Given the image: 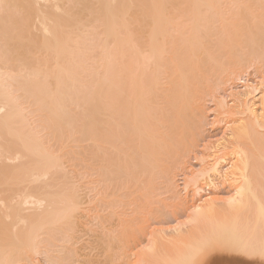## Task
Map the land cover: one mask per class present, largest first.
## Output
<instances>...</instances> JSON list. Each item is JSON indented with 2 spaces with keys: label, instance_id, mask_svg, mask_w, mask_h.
<instances>
[{
  "label": "bare ground",
  "instance_id": "1",
  "mask_svg": "<svg viewBox=\"0 0 264 264\" xmlns=\"http://www.w3.org/2000/svg\"><path fill=\"white\" fill-rule=\"evenodd\" d=\"M259 65L264 0H0V264H29L56 234L64 242L76 239L82 203L72 178L75 144L92 142L85 151L103 162L105 182L115 174L128 188L141 182V197L150 199L164 176L178 198L172 176L198 149L213 83ZM258 88H245L232 111L219 99L220 115L233 123L231 140L202 154V170L192 179L195 185L221 179L233 194L196 208L192 228L183 231L181 224L171 236L177 235L179 252L171 247L178 256L166 255L163 263L199 264L206 249L222 245L264 259V92ZM227 150L233 159L225 167ZM124 231L102 237L104 251L117 248ZM42 234L56 239L45 247ZM73 251L64 264L81 260L84 251Z\"/></svg>",
  "mask_w": 264,
  "mask_h": 264
},
{
  "label": "rangeland",
  "instance_id": "2",
  "mask_svg": "<svg viewBox=\"0 0 264 264\" xmlns=\"http://www.w3.org/2000/svg\"><path fill=\"white\" fill-rule=\"evenodd\" d=\"M213 86V91L210 92V94L205 98L204 101L206 107V125L204 124V128L202 127L201 137L199 139L200 142H198L197 146L198 149L195 148V150L193 149V151H191L189 157L186 159V167L177 169L172 176V182L176 183L175 186H177V190H179L177 192L178 198L175 197V193L168 190L167 187L169 183L165 181L166 178L164 176H159L156 178V190L152 195V198L150 199L141 197L143 194L141 186L143 184L141 182L140 184H138V187L128 188V182L124 179L119 178L116 174L112 175L111 178L113 179V181L111 184L105 182L103 177V162H101V160H98V158L96 161L94 159V156L91 155L90 151H85L88 146L92 145V142L84 141L75 144V151L77 152V154L76 156H74V158L71 159V161L74 162L72 164H75L72 172V178H74L73 180L76 183L75 185L78 186V191L81 195L80 201L82 203L81 210L79 211L78 226L76 228V239L74 241L64 242L62 241V238L60 239L57 234V236L55 235V237H57L58 239L53 238V236H50V234H48L53 240L56 239V242L54 244V241L51 242L52 244L49 245V250L45 248L46 250L44 251L46 253L42 251V248V253H40V250L38 251L39 253L36 252L37 254H34V258H32L33 260H31L29 264H61L58 261H62V258L65 257L64 255L66 254V252H71L73 249L74 251L78 250V252H80V250L84 251L82 254H80L82 252L81 251L79 253L80 256H77L78 259H81L78 261V264L85 262H89L88 264H92V262L89 260L96 261V259H98L97 263H99V261H101L102 263L103 260L102 264H157L156 262H160V264H166V262L163 263V260H166L168 255L170 256H168V260H170L171 256L175 255L177 257V251L179 252V250H177V246L179 244L176 246V241L173 242V238H176L177 235L172 237L171 239L173 233L174 235L177 234L176 232H174L175 229L177 230L178 227L181 226V224V229H184L183 231L189 230V227L192 228V226L190 225H192L191 221L193 219V215L195 214V209L201 206H205L206 203L212 200L214 196L218 197V199H221L223 197L221 199L223 201L233 194V188H229V185H227V183L225 184L221 179H218L219 181H215H218L219 183H221L222 181V185L218 182H214V184H217L215 186L214 184H209L205 178V180L201 179L202 181L200 180V183L198 182L197 185H195L196 183H193L192 179L194 178V175L199 173L198 170H202L201 159L204 157L203 155H211L215 149L214 148L212 150V147H215V144L218 145L219 142L224 141V145H227V143L230 142L229 140H231L229 137L231 134L230 126H232L233 123L231 124L232 120L227 117L225 118V115L221 116V111L218 109V101L219 99H223L226 107L228 109L230 108L229 110H235L237 109L236 107L239 103V100L237 98L238 95L248 87L253 89L259 87L258 89L261 92H264V65L245 69V71H242L239 76H237V78L228 83L221 81V79H217L213 83ZM261 87L263 90L261 89ZM261 131L264 132V129H261ZM228 151L229 150L224 151L225 153L223 152L224 155H222V157H224H221L222 160H224L223 166L225 167H227L229 162L233 159V157H231V153H229L231 150L229 152ZM109 152L110 155L113 154V150H110ZM220 154L222 153H218V155ZM228 154H230V156ZM207 161L209 162V164L210 161H212L211 163L214 162L211 158L210 161L209 159ZM143 183L147 184L146 181H144ZM139 187L141 188V190H139ZM196 190H199L200 193ZM222 201H219L218 204H222ZM125 225L129 226L126 232L124 231V227H126ZM121 231H124L122 232L124 234L122 235L123 239L121 236L122 242L118 243L119 245L117 244V248L115 247V249L113 250L109 249V251L106 252L107 250L104 248V246L108 243H105V245L102 246L101 239H111L113 236L115 238L116 235H118ZM194 233L197 235V232ZM44 235H41V240H43L42 243H44V239L47 238ZM50 237L49 239H46L48 243H50L48 241L50 240ZM126 237L129 238H127V240L129 241L127 245L129 247L126 245L128 248L125 249V246L123 245L124 247H122V244H126ZM130 239L134 240V242L131 240V243ZM170 239L172 240V242ZM46 241L45 243H47ZM47 244L45 245V247L47 246ZM159 244L160 246H158ZM63 245L67 248H72V250L67 249L71 251H66V248L64 249L63 247H61ZM172 245L176 247H173V249L175 248L177 250H173L174 255L172 254ZM150 247L152 248V251ZM168 248L170 249L168 250ZM219 248L224 249V251L219 250V252L216 251L214 253L212 259H215V264H234L233 262L236 259L241 260L243 264H252L253 260V264H259L258 262L261 260L258 257V259L249 258L251 259L249 260L245 254L240 255L236 252V254L233 251L231 252V250H228L226 245H222ZM61 249L63 250V252ZM47 250L49 253L47 252ZM153 251H155L156 253ZM167 252H169V254ZM227 254H229V257ZM57 255L61 256L59 257L61 259L56 258L58 259L56 260L50 258V256L58 257ZM237 255L240 259L237 258ZM162 256L165 258L162 259ZM156 258L159 259V261L156 260ZM226 258L227 261L224 260ZM51 259L54 261H49ZM55 260L58 263H55ZM84 260L87 261L84 262ZM246 261L249 263H247Z\"/></svg>",
  "mask_w": 264,
  "mask_h": 264
},
{
  "label": "snow or ice",
  "instance_id": "3",
  "mask_svg": "<svg viewBox=\"0 0 264 264\" xmlns=\"http://www.w3.org/2000/svg\"><path fill=\"white\" fill-rule=\"evenodd\" d=\"M224 250L221 248H217L215 246L209 247L206 249L202 254V259L200 260L199 264H215L214 259H212V256L216 251ZM259 264H264V259H261L259 261Z\"/></svg>",
  "mask_w": 264,
  "mask_h": 264
}]
</instances>
